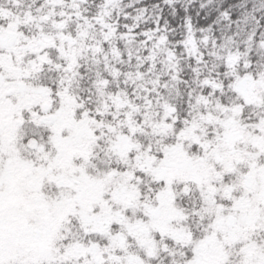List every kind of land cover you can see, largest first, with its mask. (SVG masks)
Instances as JSON below:
<instances>
[{"label":"snow or ice","instance_id":"obj_1","mask_svg":"<svg viewBox=\"0 0 264 264\" xmlns=\"http://www.w3.org/2000/svg\"><path fill=\"white\" fill-rule=\"evenodd\" d=\"M0 264H264V0H0Z\"/></svg>","mask_w":264,"mask_h":264}]
</instances>
